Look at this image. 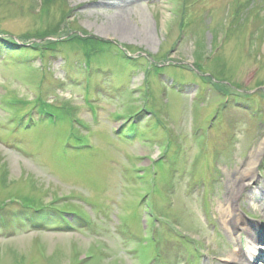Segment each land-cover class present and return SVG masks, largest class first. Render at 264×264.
I'll return each mask as SVG.
<instances>
[{
	"label": "rangeland",
	"instance_id": "obj_1",
	"mask_svg": "<svg viewBox=\"0 0 264 264\" xmlns=\"http://www.w3.org/2000/svg\"><path fill=\"white\" fill-rule=\"evenodd\" d=\"M263 140L264 0H0V264L255 261L219 207Z\"/></svg>",
	"mask_w": 264,
	"mask_h": 264
},
{
	"label": "bare ground",
	"instance_id": "obj_2",
	"mask_svg": "<svg viewBox=\"0 0 264 264\" xmlns=\"http://www.w3.org/2000/svg\"><path fill=\"white\" fill-rule=\"evenodd\" d=\"M117 29L121 34H127V32H129V27L126 23L119 25ZM263 148L264 140L256 147V151L252 154L251 160L247 165L229 176V181L227 183L229 184L230 191L228 192L226 201L222 202L219 207L224 226L231 232L230 234H237L235 239L239 247L244 243L242 242L243 235L246 236V243L244 244L247 247V251L255 258V261L246 258L237 248H234L231 252L224 255L226 258L219 259L220 262L216 264H222V262L225 264H256L260 259L264 261V253L261 251L263 247L257 246V243L264 242V227L249 224L245 220L244 215L239 213L237 208L240 199L251 196V181L254 180L256 175L259 160H261L263 155ZM248 189L250 191H248L249 193L247 192ZM255 230L258 231V235L253 233Z\"/></svg>",
	"mask_w": 264,
	"mask_h": 264
},
{
	"label": "trees",
	"instance_id": "obj_3",
	"mask_svg": "<svg viewBox=\"0 0 264 264\" xmlns=\"http://www.w3.org/2000/svg\"><path fill=\"white\" fill-rule=\"evenodd\" d=\"M235 15H238V14H235ZM56 33L57 32H51V33H48V34L50 36H56L57 35ZM68 40H71V41H74V42L77 41L78 44H80V46H82V47L87 46L92 41H96L95 37H92L91 35H88L87 32H85V34H83L81 36H72L71 38H68ZM46 42L47 43L45 44V46L46 47H50V48H56V44H58V42L55 43V41H53V40H46ZM50 106L51 105H49V104L47 105L48 108H50ZM79 140H81V138ZM13 198H17V196H13ZM21 199H22V201L25 200L24 203L27 202L28 206H31V207H34L36 205L35 202H37V200L35 198L29 197V196L26 197V198H22L21 197ZM35 208H39V206L35 207Z\"/></svg>",
	"mask_w": 264,
	"mask_h": 264
}]
</instances>
